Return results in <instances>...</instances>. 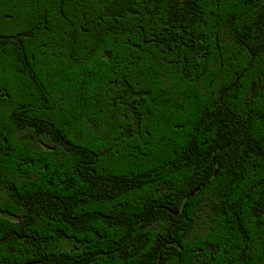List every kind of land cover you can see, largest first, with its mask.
I'll return each instance as SVG.
<instances>
[{
  "label": "trees",
  "instance_id": "16d2710c",
  "mask_svg": "<svg viewBox=\"0 0 264 264\" xmlns=\"http://www.w3.org/2000/svg\"><path fill=\"white\" fill-rule=\"evenodd\" d=\"M193 4L0 0V264H264V4Z\"/></svg>",
  "mask_w": 264,
  "mask_h": 264
},
{
  "label": "snow or ice",
  "instance_id": "6c2138e0",
  "mask_svg": "<svg viewBox=\"0 0 264 264\" xmlns=\"http://www.w3.org/2000/svg\"><path fill=\"white\" fill-rule=\"evenodd\" d=\"M148 2L156 7H159L161 4L167 6L169 3H175L181 8L185 6H194L193 0H148ZM230 2H235V0H230ZM260 2L261 4H264V0H260ZM261 11L264 12V8H262ZM240 38L244 41L250 55L257 49L264 52V20L258 25L249 26L247 35H241ZM252 59H255L254 55L252 56ZM247 68L249 72L253 71L251 63L247 65ZM250 88L251 95L248 97V103H252L254 100L264 101V75H261L258 79H253ZM230 90L231 89H227L224 94L227 95V91ZM210 112L211 115L209 116V119H214L218 114L215 108L211 109ZM239 126L249 137L253 138V142H255V138H259L264 142V114L257 118L254 113H248ZM233 139H235V136H233ZM216 163L218 167L222 166L220 160H217ZM257 208V216H264V203L259 204Z\"/></svg>",
  "mask_w": 264,
  "mask_h": 264
},
{
  "label": "rangeland",
  "instance_id": "374dc122",
  "mask_svg": "<svg viewBox=\"0 0 264 264\" xmlns=\"http://www.w3.org/2000/svg\"><path fill=\"white\" fill-rule=\"evenodd\" d=\"M61 243H62V242H57V243H55L54 245H55V246H61ZM63 244H64V243H63Z\"/></svg>",
  "mask_w": 264,
  "mask_h": 264
}]
</instances>
